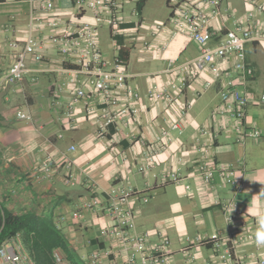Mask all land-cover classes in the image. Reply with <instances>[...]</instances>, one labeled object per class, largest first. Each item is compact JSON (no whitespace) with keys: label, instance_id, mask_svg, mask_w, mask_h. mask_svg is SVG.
Wrapping results in <instances>:
<instances>
[{"label":"crops","instance_id":"1","mask_svg":"<svg viewBox=\"0 0 264 264\" xmlns=\"http://www.w3.org/2000/svg\"><path fill=\"white\" fill-rule=\"evenodd\" d=\"M201 1L162 0L164 18L157 23H163L165 27L153 36L152 24L146 29L143 17L148 0H122V28L128 30L124 42L131 48L128 64L136 49L141 61L153 62L155 67L129 71L130 67L125 65L129 84L142 94L138 102L140 115L128 123L110 125L103 136L98 135L94 114L88 110L89 105L95 103V98L76 106L74 120L65 116L73 87L55 96L53 91L59 76L46 71V67L54 66L58 59L53 48L45 51L43 63L28 60L30 73L22 82L0 87V202L7 210L18 214H52L54 222L82 259L92 249L88 241H97L100 227L106 221L102 213L95 211H84V217L79 221L71 216L95 192L90 187L91 181L97 186L99 194L115 183L129 184L139 192L133 197V203L138 208V230L150 231L151 243L157 241L154 232L158 230L170 238L173 256L166 264H259V259L264 257V246L257 247L255 242L242 240L234 248L232 256L223 261L211 245H188L184 238L187 235L193 238L227 232L228 224L222 206L212 203L216 198L222 201L234 199L244 210V215L238 219L241 231L255 232L257 217L264 213V106L260 101L264 93V53L258 54L260 49L264 52V39L246 44V59L254 67L255 76L246 85L240 86V90L247 91L250 97L244 126L259 129L262 133L260 140L250 138L244 143L237 140L238 134L234 131L236 120L228 111L220 113L221 81L212 82L209 88L203 86L204 82L212 81L208 70L199 72L197 77L189 73L167 72L170 60L174 63L172 67H178L200 53V46L185 31L174 35L172 31L175 29L173 18L176 11L202 8ZM56 4L60 8L58 12L62 11V17L73 22L75 9L72 0H57ZM220 7L222 14L211 19L210 27L215 32L209 43L211 47L219 43L227 29L235 28L237 22L254 32L264 31V0H222ZM29 9L27 0H0V78L13 61L10 41L18 42V49L22 46ZM210 10L211 7H204L205 12ZM83 19L97 22L91 12L85 13ZM103 26L104 21L99 22L98 28ZM51 32L44 28L36 34L43 38ZM112 50L116 51L113 47ZM233 62L234 59L229 58L221 66H230ZM182 75L188 81L183 91L174 92L178 101L148 100L146 94L152 83L178 82ZM182 102L192 104L184 116V132L169 130L170 137L165 140L167 148L158 153L156 163L149 170L139 171L146 150L142 140L145 139L148 144L156 142L160 132L169 129L171 121L179 119ZM19 109L29 111L33 121L18 119L16 113ZM224 124L227 130L220 128ZM201 129L209 130V135L200 137V142L206 141L210 145L213 163L226 164L237 170L243 184L241 193L236 194L233 186L217 173L213 187L204 185L199 178L187 177L195 170L194 137ZM72 145L76 146V150L69 152ZM42 148L54 157V177L51 181L35 178L44 158ZM63 153L75 161L78 182L74 186L64 181ZM179 156L183 157V163L177 160ZM174 171L183 177L181 184L164 178V175ZM184 184L191 185L190 193H187ZM153 193L158 200L166 196L168 202L159 205L158 201L156 206L151 205ZM144 196L148 197L146 203L142 201ZM61 214L66 219L58 222ZM186 247L188 250L184 253Z\"/></svg>","mask_w":264,"mask_h":264},{"label":"built area","instance_id":"2","mask_svg":"<svg viewBox=\"0 0 264 264\" xmlns=\"http://www.w3.org/2000/svg\"><path fill=\"white\" fill-rule=\"evenodd\" d=\"M30 4L29 18L26 30L23 33V42L20 49L19 43L10 41V48L13 50V61L9 68L0 78V87L9 84L20 83L26 74L30 73L27 64L31 59L35 63L45 61V51L53 48L58 55L54 66L46 67V71L58 74L59 80L56 83L55 96L73 87L72 98L66 105L65 116L74 120L76 106L90 98H95L93 105H89V113L94 114L97 133L105 135L107 128L112 124L128 123L132 118H138L140 108L138 102L142 97L139 89L131 86L128 82L129 75L125 70V64H121L118 58L120 38L123 44L126 33L120 17L122 0H72L75 9L74 20L69 21L62 17V11L58 10L57 0H27ZM179 0H177L178 2ZM222 0H202L203 6L197 9H181L176 11L173 18L175 29L172 35L178 31H185L188 36L200 46V53L191 61L178 67H172L173 60L167 68V72L189 73L197 77L199 72L208 70L212 81L204 82V88H209L212 82L221 81L222 106L220 113L228 111L236 120L234 131L238 134V141L244 143L247 139L260 140L262 133L254 127H245L244 118L246 108L250 102L247 91L240 90V86L246 85L250 78L255 76V69L247 62L246 44L250 41H261L264 39V31L254 32L250 28H244L240 22L233 29H227L223 38L215 47L209 45L215 32L211 29V19L220 16ZM211 7L210 12H205L204 7ZM93 13L96 21H109V34L111 46L117 51L113 59L105 57L99 38L98 24L90 20H82L85 13ZM138 15V12H135ZM252 15V14H251ZM165 25L154 23L151 26L153 36L159 34ZM50 29L52 32L45 37H39L36 33L41 29ZM176 31V32H175ZM147 46V42L144 43ZM233 58L232 65L221 66ZM225 78L222 81V77ZM61 77V78H60ZM36 79V78H35ZM33 78V80H35ZM178 82L167 84L152 83L149 86L146 97L149 101H166L173 103L178 101L174 92L180 93L187 85V77L182 75ZM91 89V90H90ZM264 106V93L260 98ZM58 100H56V103ZM180 117L169 124V129H163L156 137L157 141L145 145L142 162L139 164V171L145 172L157 161V155L167 147L169 130H177L183 133L186 128L184 116L192 107L191 103L182 102L180 105ZM18 119L33 121V115L26 110L19 109L16 113ZM73 126V125H72ZM227 130V126L221 125ZM209 135L208 129H201L194 137V168L189 178H199L206 186H214V177L217 173L222 180L233 186L235 193L243 191L241 179L237 176V170L226 164L213 163L210 145L206 141L200 142V137ZM148 144V145H147ZM76 146L72 145L68 151L73 152ZM44 158L35 174L39 181L49 180L54 177L55 161L51 153L42 148ZM65 164L64 181L69 186L78 182V175L75 171V161L63 153ZM183 163V157L177 159ZM167 180L181 184L183 177L177 172L164 175ZM92 189L95 192L79 205V208L72 212L73 219H83L84 211H95L102 213L106 219L100 227L97 241H88L92 246L91 251L82 257L83 264H166L172 258L170 250V238L162 231L154 232L157 241L151 243L152 233L150 231H139L137 227V212L133 203V197L137 192L131 185L113 184L109 189L99 194L97 186L91 181ZM187 193L191 191L190 184H184ZM143 202H148V197H142ZM222 206L225 220L228 224L225 234L216 233L211 236L196 235L193 238L185 236L188 245H211L216 255L225 261L233 254L236 245L242 240L252 241L257 245L253 231L239 229L238 219L244 215V210L234 199H214L212 202ZM66 216H58V222L64 221ZM59 226V225H58ZM103 242H106L103 245ZM188 247L183 250L187 252ZM223 249V251H221ZM55 264H72L68 253L61 247L53 250ZM190 256V255H189ZM195 254L192 255L194 259ZM259 264H264V257L259 259ZM0 264H35L33 258L25 248L20 234L5 240L0 246Z\"/></svg>","mask_w":264,"mask_h":264},{"label":"trees","instance_id":"3","mask_svg":"<svg viewBox=\"0 0 264 264\" xmlns=\"http://www.w3.org/2000/svg\"><path fill=\"white\" fill-rule=\"evenodd\" d=\"M119 43L122 45L118 51L119 62L127 65L131 48L123 44V38ZM16 234H20L35 264H55L52 253L57 247L68 253L72 264H83L66 234L54 222L52 214H18L7 210L0 202V246Z\"/></svg>","mask_w":264,"mask_h":264},{"label":"rangeland","instance_id":"4","mask_svg":"<svg viewBox=\"0 0 264 264\" xmlns=\"http://www.w3.org/2000/svg\"><path fill=\"white\" fill-rule=\"evenodd\" d=\"M165 2V1H164ZM128 6H132V5H128ZM162 0H148L146 7L144 8L143 11V17L145 18V27L146 29H149V26L154 23L157 22H161V20L164 18L162 17ZM166 8V5H165ZM137 17L134 18V20H136ZM151 25V26H152ZM150 26V27H151ZM98 32H99V38H100V44L101 47L103 48V52L106 58L111 59L113 57V54H115L116 51L112 50L111 47V38H110V32H109V21L107 18L104 19V26L98 28ZM117 53V52H116ZM263 54V50L260 49L258 54ZM127 67L130 70H149L150 68L155 67V63L153 62H149V61H141V59L138 58L137 56V51L136 49L133 50L132 52V56L130 59V64H128ZM139 180V179H138ZM151 198V202L150 204H155L158 202V204L160 205V203L162 204H166V202H168V198L166 196H161L160 199L158 200V197L153 193V196L150 197ZM166 201V202H164Z\"/></svg>","mask_w":264,"mask_h":264},{"label":"clouds","instance_id":"5","mask_svg":"<svg viewBox=\"0 0 264 264\" xmlns=\"http://www.w3.org/2000/svg\"><path fill=\"white\" fill-rule=\"evenodd\" d=\"M264 195V192H262ZM257 229L254 233V238L257 245L264 246V213H260L257 217Z\"/></svg>","mask_w":264,"mask_h":264}]
</instances>
